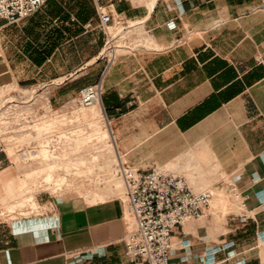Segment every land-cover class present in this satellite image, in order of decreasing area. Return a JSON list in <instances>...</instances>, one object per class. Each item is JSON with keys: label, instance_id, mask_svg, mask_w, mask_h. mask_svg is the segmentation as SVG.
<instances>
[{"label": "crops", "instance_id": "0c3cea01", "mask_svg": "<svg viewBox=\"0 0 264 264\" xmlns=\"http://www.w3.org/2000/svg\"><path fill=\"white\" fill-rule=\"evenodd\" d=\"M100 11L140 22L151 42L121 54L103 82L95 118L118 161L246 200L221 233L202 221L177 228L169 264H264V0H51L18 25L0 20L1 74L18 85L62 79L49 103L68 116L61 109L103 66ZM10 168L0 154V173ZM121 212L110 200L55 202L46 242L10 238L0 264H129Z\"/></svg>", "mask_w": 264, "mask_h": 264}, {"label": "rangeland", "instance_id": "374dc122", "mask_svg": "<svg viewBox=\"0 0 264 264\" xmlns=\"http://www.w3.org/2000/svg\"><path fill=\"white\" fill-rule=\"evenodd\" d=\"M1 73L0 71V110L38 109L40 104L36 102L22 104V108L17 106L19 104L15 101L20 96H38L43 102L47 101L50 91L40 90L37 86L46 80L18 85ZM61 81L62 79L58 80ZM43 109L53 110L49 106ZM61 110L69 112V115L53 117L44 124L47 130L55 129L60 132L58 143L48 137L39 150V155L28 156L25 163L18 162L12 151L6 152V161L15 162L16 166L11 165L12 168L7 172L0 173V245L13 237L21 244L29 241L44 244L47 240L45 230L51 226L45 218L52 205L76 196L83 197L88 204L104 200L119 202L122 206L121 218L127 231L134 228V218L125 205L126 189L117 164L115 167L120 177L116 183L117 193L110 189L106 180L105 165L114 157L108 137L104 138V126L95 118L98 107H84L79 103L78 96H75ZM0 154L5 157L2 152ZM196 177H201V174L192 176ZM208 185V182L201 183L206 191L214 192V197L218 196L217 204L213 208L211 200L206 210L207 215L198 222L202 221L199 226L206 228L205 233L212 236L223 231L222 226L228 214H240L246 210V200L234 197L227 188L219 192ZM202 227H198V230L204 231ZM213 227L215 229L212 230Z\"/></svg>", "mask_w": 264, "mask_h": 264}, {"label": "built area", "instance_id": "2783aa9c", "mask_svg": "<svg viewBox=\"0 0 264 264\" xmlns=\"http://www.w3.org/2000/svg\"><path fill=\"white\" fill-rule=\"evenodd\" d=\"M49 1L0 0V20L18 25ZM71 21L75 19L71 18ZM99 28L105 39L95 61H101L103 66L97 81L79 91L78 101L84 107H91L99 102L107 73L121 54L151 47L140 22L100 11ZM80 72L81 68L75 70L71 78ZM61 83L58 80H48L37 86L40 90L50 91ZM15 102L20 108L22 104H40L34 111L0 110V152L8 159L6 152L12 151L18 162L25 163L28 156L39 155V150L48 137H52L54 143L60 141V132L55 129L47 130L44 124L61 115L53 110L43 109L45 106L50 107L49 97L43 102L38 96H20ZM7 161L16 166L15 162ZM118 167L126 189L125 205L135 221L134 228L127 231L123 238L125 258L129 264H169L174 231L185 223L199 221L204 216L210 205L212 192H195L184 177L161 168L153 167L146 172H139L120 162Z\"/></svg>", "mask_w": 264, "mask_h": 264}, {"label": "bare ground", "instance_id": "6f19581e", "mask_svg": "<svg viewBox=\"0 0 264 264\" xmlns=\"http://www.w3.org/2000/svg\"><path fill=\"white\" fill-rule=\"evenodd\" d=\"M98 106H99V103H95L92 107L96 108ZM104 130H105V137L104 138L106 139V137H108L107 140L109 141V143H110V145H111V147L113 149V157H114L110 162H108L105 165L106 180L108 182V185H109L110 189L112 191H114L115 193H117V191H116L117 184L116 183H117V179H120V177L118 176V170L116 169L115 166H116V164L119 165V161H118V159L116 157V154H115V151H114V145L112 143V140L110 138L108 130L106 128H104ZM213 196H214V192H212V197L210 199V203H211V200H212ZM213 205L215 206V201H213Z\"/></svg>", "mask_w": 264, "mask_h": 264}]
</instances>
